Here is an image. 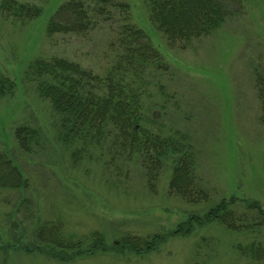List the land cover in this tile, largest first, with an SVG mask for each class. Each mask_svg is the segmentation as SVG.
<instances>
[{
  "label": "rangeland",
  "instance_id": "obj_1",
  "mask_svg": "<svg viewBox=\"0 0 264 264\" xmlns=\"http://www.w3.org/2000/svg\"><path fill=\"white\" fill-rule=\"evenodd\" d=\"M26 1L40 5L38 17L19 20L0 11V70L16 82L11 95L0 97V150L27 181L26 187L0 188V264H252L234 245L264 246V224L232 231L211 222L186 235L170 233L189 214H202L222 198L255 200L264 208V120L254 76V66L264 67V0L230 4L220 26L184 48L170 45L151 23L147 0H116L130 6L128 21L145 31L164 63L158 85H149L142 97L149 119L144 124L187 136L197 178L209 194L200 203L169 192L170 157L150 179L135 159H122L116 169L105 165L109 155L100 149L80 151L81 142L62 141L58 116L26 76L27 66L35 58L60 56L103 75L121 21L115 17L87 32L48 35V19L66 0ZM21 124L40 135L28 151L14 136ZM46 221L61 223L74 238L98 231L107 248L54 258L47 252L58 249L35 237ZM155 233L169 234L145 253L122 240L126 234Z\"/></svg>",
  "mask_w": 264,
  "mask_h": 264
},
{
  "label": "trees",
  "instance_id": "obj_2",
  "mask_svg": "<svg viewBox=\"0 0 264 264\" xmlns=\"http://www.w3.org/2000/svg\"><path fill=\"white\" fill-rule=\"evenodd\" d=\"M238 2L147 0L148 18L170 45L178 43L184 48L192 39L208 35L220 26L230 14L229 5ZM129 8L127 3L116 0H66L46 24L48 35L80 33L93 29L102 20L111 22L118 18L121 23L110 42L114 56L103 75L60 56L35 58L25 74L35 82L38 94L50 101L58 116L62 141L81 142L80 151L87 152L90 146L100 149L109 155L105 165L116 169H121L122 159L127 162L135 159L150 179L158 175L164 161L170 157L169 192L190 203L207 201L209 194L197 178L195 152L187 136L178 131L164 134L144 124L149 119L142 97L149 85H158L156 77L164 63L145 31L128 21ZM0 11L21 20L38 17L42 9L33 1L0 0ZM254 76L264 120V67L254 66ZM15 89L16 82L0 70V97L11 95ZM14 136L25 151L40 137L39 132L27 124L18 125ZM81 156L76 152L73 157ZM26 185L17 164L0 150V188ZM211 222L232 231H253L264 224V208L255 200L222 198L202 214H189L178 222L170 235H186L194 227ZM60 224L46 221L36 229L37 240L58 249L47 252L52 257L67 260L74 255L106 250L102 233L93 231L86 237L74 238L65 234ZM168 234H126L122 240L125 246L140 254L156 249ZM234 248L252 264H264V246L260 241L237 243Z\"/></svg>",
  "mask_w": 264,
  "mask_h": 264
},
{
  "label": "water",
  "instance_id": "obj_3",
  "mask_svg": "<svg viewBox=\"0 0 264 264\" xmlns=\"http://www.w3.org/2000/svg\"><path fill=\"white\" fill-rule=\"evenodd\" d=\"M152 116H153L154 118L158 117V111H154L153 114H152Z\"/></svg>",
  "mask_w": 264,
  "mask_h": 264
}]
</instances>
